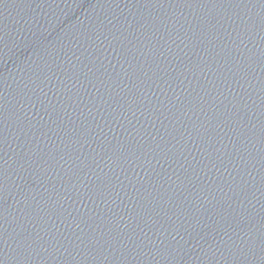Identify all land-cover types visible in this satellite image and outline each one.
Here are the masks:
<instances>
[{
  "label": "water",
  "instance_id": "1",
  "mask_svg": "<svg viewBox=\"0 0 264 264\" xmlns=\"http://www.w3.org/2000/svg\"><path fill=\"white\" fill-rule=\"evenodd\" d=\"M0 264H264V0H0Z\"/></svg>",
  "mask_w": 264,
  "mask_h": 264
}]
</instances>
